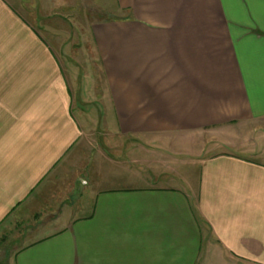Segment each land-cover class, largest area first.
<instances>
[{
	"label": "crops",
	"instance_id": "0c3cea01",
	"mask_svg": "<svg viewBox=\"0 0 264 264\" xmlns=\"http://www.w3.org/2000/svg\"><path fill=\"white\" fill-rule=\"evenodd\" d=\"M116 3L103 118L143 145L82 160L62 63L0 0V239L31 227L7 264H264V0Z\"/></svg>",
	"mask_w": 264,
	"mask_h": 264
},
{
	"label": "rangeland",
	"instance_id": "374dc122",
	"mask_svg": "<svg viewBox=\"0 0 264 264\" xmlns=\"http://www.w3.org/2000/svg\"><path fill=\"white\" fill-rule=\"evenodd\" d=\"M28 21L41 30L62 63L74 96V113L83 126L80 156L103 151L120 155L123 151L143 145L141 140L109 133L104 121L102 99L106 97V84L101 61L92 36L93 25L119 18L116 0H61V10L36 0H11ZM44 22L51 27L46 33ZM47 23V24H48ZM39 29V30H40ZM198 138V137H197ZM200 140H204L199 136ZM182 139H179V141ZM187 141V140H185ZM182 143H185L184 140ZM213 154L208 153V156ZM85 163V162H84ZM75 174L70 172V177ZM28 223L13 225L0 239V264H7L13 251L10 243L21 240L29 231Z\"/></svg>",
	"mask_w": 264,
	"mask_h": 264
}]
</instances>
